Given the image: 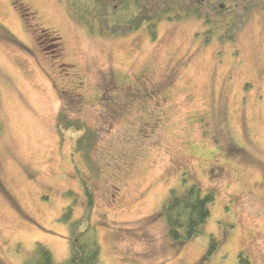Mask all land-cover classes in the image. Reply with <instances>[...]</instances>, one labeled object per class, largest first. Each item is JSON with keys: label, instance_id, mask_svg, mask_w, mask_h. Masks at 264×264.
<instances>
[{"label": "rangeland", "instance_id": "rangeland-1", "mask_svg": "<svg viewBox=\"0 0 264 264\" xmlns=\"http://www.w3.org/2000/svg\"><path fill=\"white\" fill-rule=\"evenodd\" d=\"M207 28L191 15L155 38L146 25L102 34L64 0H0V264H25L39 241L69 255L78 167L102 264H264V5L233 40ZM62 108L99 132L88 158L78 131L59 134ZM193 182L215 192L211 214L176 242L161 207Z\"/></svg>", "mask_w": 264, "mask_h": 264}, {"label": "trees", "instance_id": "trees-1", "mask_svg": "<svg viewBox=\"0 0 264 264\" xmlns=\"http://www.w3.org/2000/svg\"><path fill=\"white\" fill-rule=\"evenodd\" d=\"M70 14L82 22L91 32L124 34L146 25L152 37L157 36L158 24L163 19L180 20L195 15L207 25L206 41L217 31L222 42L233 40L236 32L246 22L248 12L264 0H64ZM56 126L61 137L71 128L78 131L75 149L85 157L97 143L98 131L85 121L70 116L63 108L56 116ZM86 197V208L74 217L73 205H68L61 219L69 229V255L57 262L51 250L37 242L25 264H102L101 243L92 221L93 191L88 180L80 175ZM215 199L212 189L204 191L198 182L180 189L170 188L161 211L166 219L167 232L176 242H184L203 231L211 214ZM219 239L211 235L207 254L217 247ZM240 260L244 261L243 253Z\"/></svg>", "mask_w": 264, "mask_h": 264}]
</instances>
